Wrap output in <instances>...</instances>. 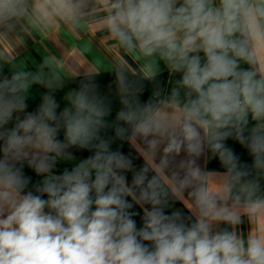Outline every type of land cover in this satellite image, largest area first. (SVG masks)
<instances>
[{
	"label": "clouds",
	"instance_id": "9594fccd",
	"mask_svg": "<svg viewBox=\"0 0 264 264\" xmlns=\"http://www.w3.org/2000/svg\"><path fill=\"white\" fill-rule=\"evenodd\" d=\"M96 26L122 54L111 122L95 82L101 62L58 112L65 63L47 56L32 71L0 54V264H264V0H0V36ZM161 65L179 78L142 103ZM33 85L46 92L21 119ZM113 139L135 147L143 166ZM73 148L92 155L54 174ZM202 156L224 170L202 169ZM25 163L42 177L34 190ZM173 201L190 215L167 212Z\"/></svg>",
	"mask_w": 264,
	"mask_h": 264
},
{
	"label": "crops",
	"instance_id": "0c3cea01",
	"mask_svg": "<svg viewBox=\"0 0 264 264\" xmlns=\"http://www.w3.org/2000/svg\"><path fill=\"white\" fill-rule=\"evenodd\" d=\"M114 42L108 37V35L101 30L98 26L90 28L85 32H72L63 27L58 28L56 31L49 34L40 33H27L18 31L14 34L7 36H0V54L11 55L14 60L20 64L25 65L29 70L35 71L40 65L42 59L47 56H53L58 60L65 63L67 67V80L65 81V87L63 90H59L55 93V98L60 105L58 112L61 111L65 105V101L62 99L64 94L70 89H78L80 80L83 76L93 68L97 61L101 62L102 66L98 69L99 75L95 78V82L98 85V89L101 96H106L111 104L112 112L107 118L109 122L114 121L116 112L121 107L118 97L115 93V75L111 71V68L115 65L117 59L121 57V52L113 46ZM128 60L132 70L139 71L138 64L134 62L130 57H125ZM157 77L155 84L152 82H144V93L141 95V102H146L151 96L155 87H159L164 91H168L171 88L170 80L178 79L179 77H171L166 69ZM5 74L7 70H5ZM46 92V89L39 85H33L30 89L29 99L26 101L28 104L24 113L19 114L22 119L24 115L29 112H33L37 109L42 102V94ZM16 114H14L13 121L7 126L11 128L14 126ZM106 137H114V131L109 129L105 133ZM59 139H63V132L58 136ZM227 145L231 147L234 152L239 156L242 163L251 164L252 158L237 142L229 139ZM2 145V142H0ZM112 149L121 151L122 153L129 155L133 159V164L136 169L143 166V158L139 155L135 147H133L127 141H120L113 139ZM75 159L71 161L60 160L57 162L54 168V174H62L65 168L71 170L80 160L86 159L92 155L88 150L70 149ZM184 154L181 153L177 160L183 159ZM197 163L204 170H216L223 171L217 159L208 158L202 156L198 159ZM26 176L31 178V182L27 190H34V186L42 179V177L35 174V172L24 165L23 169ZM128 182H131L132 173H125ZM46 198V196L44 197ZM134 211L138 214L134 217L137 222V227L142 226V209L139 206H135ZM172 210H180L184 215L188 216L190 213L179 201H173L172 206L167 209V212ZM224 227V225H221ZM250 228L247 219L244 218V223L240 226V230L246 235Z\"/></svg>",
	"mask_w": 264,
	"mask_h": 264
}]
</instances>
